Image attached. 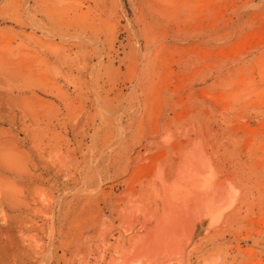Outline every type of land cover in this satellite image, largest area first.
Instances as JSON below:
<instances>
[{
    "label": "rangeland",
    "instance_id": "374dc122",
    "mask_svg": "<svg viewBox=\"0 0 264 264\" xmlns=\"http://www.w3.org/2000/svg\"><path fill=\"white\" fill-rule=\"evenodd\" d=\"M239 2L240 0H0L1 64L12 71L18 69L21 76L30 78L22 80L24 89L20 93L14 92V96L25 97L24 101L19 99L20 102L23 101L22 105L29 101L27 105L35 106L34 109L44 116L43 129L49 131L47 137L54 138L50 141L51 145L45 138L42 139L43 143L45 141L44 145L49 144L43 146L41 142L42 156L37 158L35 149L29 148L27 132L20 127L22 118L17 115L13 120L0 114V134L3 138L16 139L15 146L24 149L32 157L37 165L36 172L41 173L47 186L55 179L58 183L52 189L53 195L50 193L52 207L56 203L58 207L54 210L49 205L54 211L49 213L48 226L45 225L43 232L36 228L30 229L36 234L37 240L41 241V245L37 250L36 260L26 264H107L110 259L114 262L123 261L136 234L142 236L146 231L140 224L142 214H125L124 205L127 208L131 199L135 197L134 200L137 201L140 198L138 194H134L136 189H148L145 179H149L148 183L151 182L158 168L157 164L168 175H173L167 170L169 165L166 163L179 160L183 141V146L191 151L194 143L199 140L209 158L211 156L215 159L212 160L213 163H218L223 169L235 168L237 171L235 178L230 181L234 183L233 186L236 185L233 192L237 196L233 198L238 199H233L231 195V198L224 201V205H219L216 212L206 207L201 211L192 206L191 210H196V213L195 210L192 211L194 217H198L201 214L197 213L203 211L205 217L203 216V226L195 237L196 241L203 239L202 244L199 242L202 248L193 252L191 264H206L209 256L220 260L219 264L231 259L233 264H264V193L255 201L260 209L255 213L256 216L250 215L253 218L252 225L247 224L248 227L245 226L240 234L237 233L238 237L230 234L227 224L224 225L227 222L224 214L239 205L243 199L244 187L250 185V180L255 182L259 191L264 192V105L254 101L257 96L254 88L261 85L256 58L264 50V0H251L234 12V5ZM248 13L251 15L248 16ZM252 13L254 19L251 17ZM241 17L248 26L241 29L244 31L237 38L235 20ZM228 72L233 77L226 78ZM230 90L234 96L239 94V103L235 102L237 99L227 97L226 91ZM261 92V101H264V90ZM18 101L15 104L17 106ZM17 106L11 107L12 111L17 113ZM227 136L231 144L239 145L243 142L245 147H241L239 151L236 150L239 147L233 150L228 147L227 150ZM120 137H128L131 142L126 141L123 146L130 143L132 149L129 147L124 150L117 164L113 163L116 167L119 166L117 171L122 173L107 181H100V186L108 193H98V189H95L99 187H95L96 181L93 182L94 185L92 183V187L91 183H85L88 180L67 187L60 185L63 180L60 177L67 163L62 153H66L67 148L77 159L84 157L81 161V175L91 177L98 167L95 163L103 167V162L96 160L105 147L114 146V143L116 146ZM77 140L81 143L78 144ZM147 140H151L150 143L154 141L155 144L149 143L150 146H146ZM247 141L250 146H247ZM65 143H68L67 146ZM108 150L106 147L105 151ZM56 152L59 157H55L58 156ZM53 163L61 164V176L54 175L56 165ZM25 164L28 168L31 167L29 163ZM164 164L166 168H163ZM135 167L139 168V172ZM212 168V165L210 168L205 167L208 173ZM30 169L34 170L32 167ZM4 173L7 174L6 171ZM134 177L137 181H134ZM22 178L14 176L15 180L29 181ZM141 180L146 183L143 182L145 184L142 185ZM235 180H241V184L238 186ZM84 188L87 192L83 191ZM88 195L90 199L96 200L92 204L86 202L92 209L83 213L85 215L82 220L77 219L70 226L71 232L69 229L62 236L57 230L61 214L58 199L84 201ZM227 202H232V205ZM98 205L101 208L103 205L108 207L103 206L98 210ZM36 206L44 209L37 202ZM160 207V204L156 207L159 213ZM125 215L130 216L128 217L133 224L128 223L129 219ZM151 221L153 222V218ZM105 225L107 230L103 229ZM222 228H227L223 229L225 234L221 231ZM78 236H84L87 240L80 244L75 238ZM109 243L111 245H106ZM13 244L18 246L15 241ZM105 245L108 247L105 248ZM225 252L232 257H228ZM244 253L248 256L245 257ZM165 254L168 256V253ZM166 255L164 258L166 257L168 264H179L177 262H180L181 255L187 257L185 250L180 256L177 255L178 259H174L176 254L172 256L169 253L172 260ZM157 257L149 256L145 261L132 264H160L163 260L161 264H165L163 256H160L162 261ZM221 257H225L224 260ZM235 257H238L239 262ZM217 259H213L212 264H216ZM209 261H212L211 258ZM209 261L207 264H211Z\"/></svg>",
    "mask_w": 264,
    "mask_h": 264
},
{
    "label": "bare ground",
    "instance_id": "6f19581e",
    "mask_svg": "<svg viewBox=\"0 0 264 264\" xmlns=\"http://www.w3.org/2000/svg\"><path fill=\"white\" fill-rule=\"evenodd\" d=\"M250 1L251 0H240V2L238 4L234 5L235 8L233 11L235 12L236 8L239 9L240 6L246 5ZM34 11H36V10L34 9ZM239 14H240V16L242 15L241 11ZM256 14L257 13L255 12V15ZM237 15H236V17L238 18ZM247 15L250 16L251 14L248 13ZM253 15L254 14L252 13V16H251L252 19L255 18ZM47 19H48V21H51L49 18H47ZM242 22L244 23L242 17H241V19L239 18L237 21L235 20V23H236L235 27H236V31L238 33V36L236 35L237 38H239L241 33L244 31V30L242 31L241 29L242 28L244 29V27H246V25L248 26L247 22H245L246 24L245 23L243 24ZM249 23H250V21H249ZM263 57H264V50L259 52V56L257 58L255 57L257 59V62H256L257 75H258L259 80L261 81V85L254 88V90L257 93L256 99L254 101L259 103V104L264 105V101H261L262 100L261 99L262 94H260L261 90H264V58ZM1 62L2 61H0V114H5L6 115V116L4 115L5 117H10L13 120L17 115L19 118L20 117L22 118V121L20 120L21 121L20 127L23 129V131L27 132V136H28L27 139L30 141L29 148L31 147V148H33V150L35 149V152L37 154L36 157L41 158L40 156H42V150H43L41 147H43L45 145L47 146L49 144L48 143V144L44 145L45 141L43 143L42 139L45 138L47 141L50 142L51 139L53 138V136L50 135L51 136L50 139L47 137L48 136L47 134L49 133V131H47V129L46 130L43 129V127H44L43 125H45L44 116L40 115L38 113V111L36 109H34L35 106L32 107L31 106L32 104L27 105V102H29V101H26V105H24L25 103L22 105L21 103H23V101H24L23 98H25V97H23V98L20 97L21 98L20 99L18 97L15 98V96H14V92L20 93L23 91L25 85L23 83L24 81H22V80H27V78L28 79H30V78L26 77L25 75L21 76V73H19L20 70L17 71L18 69L16 71L9 70L8 68H6V66H3L1 64ZM7 66L9 67V65H7ZM230 76L233 77L232 73L228 72L226 78H228ZM26 82H28V81H26ZM27 85L29 86L31 84H26V86ZM32 87H34V86H32ZM30 91H32V90H30ZM32 92H34V91H32ZM226 94H227V97L233 98V100L237 99V100H235V102L239 103L240 96L238 93L236 96H234V94L230 90V92L226 91ZM33 96H36V95H33ZM19 99L23 100V101L20 102ZM17 101L19 102V104H18L19 106L15 105ZM14 106H17V108L15 107L17 113L12 111V109H11V107L13 108ZM44 111L46 113L45 109H44ZM19 118H17V119H19ZM50 119H51V117H50ZM43 122H44V124H43ZM226 127H228V121L226 122ZM22 129H20V130H22ZM61 130H64V129L61 128ZM9 133H12V132L10 131ZM9 133L7 132L6 134L9 135ZM62 136H63V134H62ZM239 136L240 135H238V138H239ZM120 138H119V142H117L116 146H115V143H114V146L108 145L110 148L108 146H106L107 150L108 149L109 150L105 151L106 150V147H105V150L102 153V155H100V158L97 160L94 159V160H96V162L98 160H101L103 162V167H101L97 163H95V165L98 167L96 170H94V174L91 177H85L84 175L83 176L81 175V171H82L81 161L83 160L84 157L81 156L80 159L79 158L77 159V157H75V155L74 156L72 155L73 153H70L69 148H67L68 153L67 152L64 154L62 153V155H64L63 156L64 159H66V162H67V163H65V170L63 171L62 176L59 175L60 174V171H59L60 167L59 166H61V164L57 165L56 163H53L57 166V168H56V166H54V168L56 169V170L53 169L55 171L54 175L56 176L58 174V177L61 176L60 179L63 177L62 181L59 180L60 185L63 187L64 186L67 187V185H70V184L73 185V184H76L77 182L84 183L85 180H88V182H85V183H91V187H92L94 185L93 182L96 181L95 187H96V185L97 186L99 185V187L95 188V189H98L97 192L100 194H104V195L106 193H108L104 187L100 186V184H101L100 181H102V180L107 181L109 179H112L113 176L115 177V175H118L120 172L122 173V171H120V170L117 171V168L119 167L118 165L120 163L117 165L118 167H116L113 163H116L117 160L120 157H122L121 155L123 154L124 150L126 151L129 147H130L129 149H132V144H130V143H129V145L126 144L123 146V143H125L126 141H130L128 139V137H127V139H125L126 137L124 139H122V138L120 139ZM61 139H60V141H61ZM227 139L225 138V148L226 149L229 147V150H233L235 147H237V148L239 147L238 149H236L239 151V149L241 147H245V145H244L245 143L243 144V142H241V144H239V145H234V144H231V141H230L228 136H227ZM15 140H14V138L12 139L9 137L3 138V136L0 134V264H17V263L18 264H26L30 261L31 262L35 261L37 256H38L37 250H38L39 246L41 245V241L39 239L37 240L36 234L34 232L30 231V229L33 230V228H36V229H39L43 232L45 229V225L48 226V224H49L51 212H53L56 209V207H58L57 203L54 204L55 205L54 208L52 207V204H51V199H52L51 196L54 193V192L52 193V189L56 188L58 186V183L55 181L56 179L54 181H51V183L49 182L50 184L47 186L46 185L47 183L44 182V179H43L44 177L40 175L41 173L36 172L35 168L37 165L31 159L32 157L30 158L29 155L26 153V151H23L24 149L23 150H21V148L18 149L15 146V143L17 142ZM53 140H54V138H53ZM105 141H108V140L105 139ZM150 141L151 140L145 141L146 146H147V144L150 143ZM41 142L43 143V146L41 145ZM153 142L154 141H152L150 144H155ZM56 143L58 144V142H56ZM62 143H64V142H62ZM79 143H81L80 140L78 141V144ZM183 143H184V141L182 142V145L180 146L181 147V149H180L181 153H180V157H178L179 160L177 158L178 161L177 162L175 161L174 163L172 160L173 164L172 163L171 164L166 163L167 165H169V167L166 166L167 170L169 172H171L173 175L172 174H171L172 176L168 175V172H166V171L164 172V170L161 169V166H159V164H157L158 168H157L155 173L152 172V173H154V176H153L151 182L149 181V183H148L149 179L148 180L145 179L147 182L146 187L148 189H146V191L145 190L139 191L136 189V191H134L136 193H134V194L135 195L138 194L140 196V198H138V199L136 198L137 201L134 200L135 197H134V199L130 198L131 202H130L129 206L127 208H125V205H124V209L122 207V209L124 211L126 209L125 214L130 215V213H132V212L133 213L134 212H138V213L140 212L142 214L141 219L143 220V221L141 220L142 223H140V224H142V226L145 227L146 231L144 234H142V236L141 235L138 236L136 234V239L134 240L133 244L129 248L128 253L126 255V258L123 261L114 262L112 259H110L107 262V264H132L133 262H139L140 260L145 261V259L148 258L149 256H152V257L163 256V258H164V256L166 255V254L164 255V253H168V256L166 255L167 258H169V260H172V259H170L171 254H172V256H173V254L174 255L176 254V256L179 254V256H180L184 250L187 254V257H183V255H181L180 257L174 256V259H178V257H179L180 262H177L179 264H191L192 263L191 257H192V254H194L193 252L198 250V248L199 249L202 248V247H200V243L202 244L203 239L201 240L200 237H197V238H200V240L197 239L198 241H196L195 237L199 234V232L203 226V223H204L203 216L205 215V214H203L204 213V211H203V213H200V212L197 213V215L198 214H201V215H199L198 217H194V215L192 214L193 213L192 211L195 209L191 210L192 206H193V208L195 207L196 209L201 210V211H202L203 207H206L209 210L216 212L220 208L219 205L223 204L224 201H227L229 198H231V195H232V198L237 196V194H235V196H234V192H233V189L236 190V188L234 187L236 185L233 186L234 183L232 181H230L233 178H235V176H236L235 172H237V171L234 170L235 168H231V169L230 168L229 169L224 168L223 169L222 167H220L218 165V163H213V161L215 159L211 158V156H210L211 159L209 158V155L206 153V150L203 149V144L201 143L200 140L197 141L196 143H194V149L191 151L188 149V147H184ZM248 143H249V141L246 142L247 146H250ZM67 144H66V146H67ZM150 144H149V146H150ZM50 145H51V142H50ZM50 145H49V147H50ZM66 146H64V147H66ZM45 152H47V150ZM59 152L60 151H58V153ZM227 152H230V151H227ZM58 153L57 152L55 153L56 155H58L55 157H59V154L61 155V153H59V154ZM148 153H150V152H147V154ZM136 156H138V154H136ZM173 158L176 159V157H172V159ZM59 159H61V158H59ZM64 159H63V162H64ZM50 160H51V158H50ZM56 160H58V159H56ZM26 162L29 163V167L31 166L34 170H31L30 169L31 167L28 168L27 167L28 165L25 164ZM36 162H37V160H36ZM215 162H217V161H215ZM60 163H61V161H60ZM166 164H164L163 168H166L165 167ZM101 165H102V163H101ZM157 165L155 167H157ZM211 165L213 168L210 171V173H208L207 170L205 169V167L207 166L208 168H210ZM241 166L243 167L242 163H241ZM239 167H240V165H239ZM48 168H50V167H48ZM102 168L105 171H102L103 170ZM62 169H64V168L62 167ZM87 170H89V169H87ZM236 170H237V167H236ZM5 171L7 174L4 173ZM39 171H40V169H39ZM130 171H131V169H130ZM244 171H246V170H244ZM138 172H139V168H138ZM141 174H142V172L139 173V176ZM238 174H240V173L238 172ZM16 175L18 177L21 176L25 180H29V181L24 182V180L23 181L15 180L14 176H16ZM152 175L150 176V178L152 177ZM243 175H241V177H243ZM139 176H136V177H139ZM143 176H144V174H143ZM136 177H134V178H136ZM140 178L142 179V177H140ZM243 178H245V177H243ZM248 179H247V181H248ZM57 180H58V178H57ZM145 180H143V181L141 180V184L143 182H145ZM134 181H137V178ZM134 181H132V184H134L133 183ZM155 181H157V183H155ZM239 181H241V180L236 181V182H238V186L241 184V182L239 184ZM225 182H227V183L224 185L223 183H225ZM92 183H93V185H92ZM145 183H143V184H145ZM254 183L252 182V180H250V185L244 187L245 189H244V191H243L244 193L242 195L243 199L240 200V203L238 202L239 205H236V207L235 208L233 207L230 210V212H228L227 214H224V217L226 216L225 218H227L226 219L227 222L224 223V225L226 226V224H227L226 227L229 228L230 231L229 230L228 231L232 235L237 236L238 235L237 233L242 231V229L245 228V226H247V224L249 226L252 225L253 221L251 220L252 217L250 218V215H252V216L255 215V213L260 209L257 206L255 201H258L264 192L259 191V188H257ZM137 184L138 183H136V185ZM139 185H140V183H139ZM82 186H83V184H82ZM87 186L90 187L89 185H87ZM128 187H129V185H128ZM140 187H143V186H140ZM130 188L132 189V187H130ZM88 189H90V188H88ZM86 190H85V188L83 189V191H86ZM133 190H135V189H133ZM141 190H142V188H141ZM59 191H61V190H59ZM111 191H112V188L110 186L109 192H111ZM237 192L239 194V189H237ZM123 193H124V191H123ZM62 194H64V193H62ZM126 194L128 196L129 191H127ZM131 195L133 196L132 192H131ZM129 197H130V195H129ZM239 198H241V195ZM233 199H236V198H233ZM60 200H61V198L58 199V203L61 205V208H60L61 214H60L59 224L57 225V228H58L57 230L59 231L60 234H63L62 236H64V234L67 233L68 230L70 229V226L72 224L76 223L77 219L82 220V216L85 215V214L83 215V213H86V212L90 211V209H92V206L90 204H86V202L88 201V202H91V204H92L96 200H94L92 198L90 199L89 195L87 196V198L84 199V201L83 200H74L72 198H70L66 201H64V200L60 201ZM116 200H118V199H116ZM123 200H124V198H123ZM36 202L39 205H41L45 210L44 209H38L36 206ZM105 203H106V201H105ZM227 203H229V202H227ZM231 203H229V204H231ZM158 204L161 205V207H160L161 213L157 212L158 209H156V207L158 206ZM233 204H235V203H233ZM49 205L54 210L53 209L51 210L49 208ZM103 206L108 207L107 205H103ZM103 206H102V208H104ZM102 208L98 205V210H100ZM221 208L223 209V207H221ZM110 210H111V212H113L111 208H110ZM124 211H123V213H124ZM220 211H222V210H220ZM220 211H219V213H220ZM194 212L196 213V210ZM224 213H226V212H224ZM135 214H137V213H135ZM206 215H207V213H206ZM128 216L125 215V217H128ZM136 216L138 217V214ZM219 216H221V215H219ZM129 217H128V219H129ZM152 218H153V222L151 221ZM223 219L224 218H222V220ZM218 221H220V220H218ZM131 222H132V220H131ZM131 222L129 219L128 223H131ZM90 223H92V221ZM131 224H133V223H131ZM140 224H138V225H140ZM131 226H129V227H131ZM211 227L209 226V228H211ZM218 227L220 228L219 225H218ZM22 228H26V229L22 230ZM227 228H222L221 231H223V229H227ZM103 229L107 230L106 225ZM245 230H244V232L246 234ZM252 231H253V229H252ZM69 232H71V229L69 230ZM225 232H224V234H225ZM257 232H258V230H257ZM249 233H250V231H249ZM252 236L253 235H251V237ZM206 237H207V235H206ZM219 237H221V236H219ZM254 237H256V236L254 235ZM60 238H58L57 240L59 241ZM75 238L77 239V241L79 240L80 244L81 243L83 244V242H84L83 240H87L86 237H84V236L83 237L78 236V238L77 237H75ZM202 238H205V236L202 235ZM246 238H247V236H246ZM13 239L18 246L15 247V244H13V242H14ZM32 240H33V242H32ZM53 240L54 239H52V242H53ZM226 242H227V240H226ZM49 243H50V241H49ZM181 243H183V244L181 245ZM229 243H230V241H229ZM251 243H252V240H251ZM106 245H111V244L109 243ZM106 245H105V248L108 247ZM230 246H232V245H230ZM206 251H207V249H206ZM169 253H170V255H169ZM209 253H208V255H209ZM241 253H243V252H241ZM161 254H163V255H161ZM198 254H200V253H198ZM210 254H212V250H211ZM229 255H228V257H232L231 255L230 256ZM244 256H245V253H244ZM247 256H245V257H247ZM250 257H252V256H250ZM163 258L160 257V259H161L160 261H162ZM210 258L212 261H209ZM221 258H223V257H221ZM224 258H223V260H224ZM237 258H236V260H237ZM157 259H158V257H157ZM164 259H165V264L166 263L168 264V260H166V257ZM174 259H173V262H174ZM202 259L204 260V258H202ZM213 259H215V261H216L217 258L216 257L212 258L210 256H209V258L207 257V260L211 264H212V262H214ZM147 260H149V259H147ZM192 260H193V258H192ZM196 260L198 261V259H196ZM223 260H221V262H224ZM244 260L245 259H243L242 260L243 262L242 261L241 262L244 263ZM160 261H159V263H160ZM219 261L220 260H218L216 262V264L217 263L219 264L220 263ZM237 261H236V263H237ZM148 262H150V261H148ZM207 262H205V263L207 264ZM171 263H169V264H171ZM233 263L234 262L231 259V260H227L221 264H233ZM213 264H215V263H213ZM247 264H249V263H247Z\"/></svg>",
    "mask_w": 264,
    "mask_h": 264
}]
</instances>
